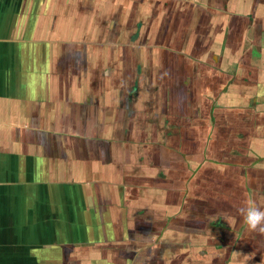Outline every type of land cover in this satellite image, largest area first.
I'll return each instance as SVG.
<instances>
[{
  "label": "crops",
  "instance_id": "obj_1",
  "mask_svg": "<svg viewBox=\"0 0 264 264\" xmlns=\"http://www.w3.org/2000/svg\"><path fill=\"white\" fill-rule=\"evenodd\" d=\"M264 0H0V264H264Z\"/></svg>",
  "mask_w": 264,
  "mask_h": 264
},
{
  "label": "clouds",
  "instance_id": "obj_2",
  "mask_svg": "<svg viewBox=\"0 0 264 264\" xmlns=\"http://www.w3.org/2000/svg\"><path fill=\"white\" fill-rule=\"evenodd\" d=\"M237 212L242 216L248 230L264 234V209L257 207L253 200L245 201Z\"/></svg>",
  "mask_w": 264,
  "mask_h": 264
}]
</instances>
